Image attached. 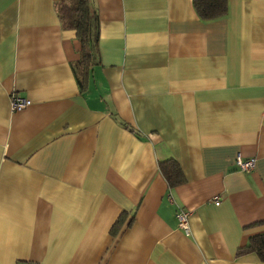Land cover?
<instances>
[{"label":"crops","instance_id":"obj_1","mask_svg":"<svg viewBox=\"0 0 264 264\" xmlns=\"http://www.w3.org/2000/svg\"><path fill=\"white\" fill-rule=\"evenodd\" d=\"M61 1L0 0V264H264L238 254L264 234V0L207 22L191 0H89L83 91Z\"/></svg>","mask_w":264,"mask_h":264},{"label":"trees","instance_id":"obj_2","mask_svg":"<svg viewBox=\"0 0 264 264\" xmlns=\"http://www.w3.org/2000/svg\"><path fill=\"white\" fill-rule=\"evenodd\" d=\"M191 1L197 17L202 21L217 20L227 13L228 0ZM55 12L61 28L65 31L74 32V40L80 47L79 58L70 67L77 85L83 91L87 86L91 68L99 63V18L97 10L89 0H68L56 3ZM125 127L138 135L127 125ZM160 167L169 186L173 187L183 182L182 172L175 161L167 160L161 163ZM122 220L123 217L117 221L116 226H119ZM246 253L256 255L264 263V234L250 238L248 244L238 252V254Z\"/></svg>","mask_w":264,"mask_h":264},{"label":"built area","instance_id":"obj_3","mask_svg":"<svg viewBox=\"0 0 264 264\" xmlns=\"http://www.w3.org/2000/svg\"><path fill=\"white\" fill-rule=\"evenodd\" d=\"M30 105V101L27 99L19 97L17 94H12L10 96V111L12 113H18L26 109ZM236 166L238 170L241 173L249 172L254 169V159H248V160H242L240 156H237L235 160ZM214 204L216 206L219 205V200L217 198L214 199ZM190 213L184 210H179L176 213V218L178 221V226L184 230V232L187 233L188 229V218H189ZM27 264H36L33 262L27 263Z\"/></svg>","mask_w":264,"mask_h":264}]
</instances>
